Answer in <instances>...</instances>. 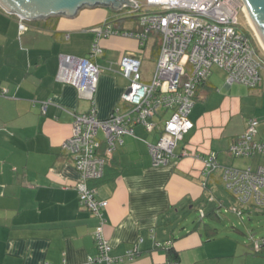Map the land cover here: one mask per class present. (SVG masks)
Wrapping results in <instances>:
<instances>
[{
    "label": "crops",
    "instance_id": "1",
    "mask_svg": "<svg viewBox=\"0 0 264 264\" xmlns=\"http://www.w3.org/2000/svg\"><path fill=\"white\" fill-rule=\"evenodd\" d=\"M110 11L82 7L73 17L21 21L0 8V92L5 89V96L0 95V264H76L96 252L92 231L97 219L79 206L73 187L79 174L60 145L71 134L72 113L93 106L96 118L106 119L116 105L125 106L119 98L128 81L118 72V62L125 55L141 60L148 41L140 47L128 37L100 39L102 53L95 59L100 71L91 100L80 97L68 81L65 57L88 56L93 25L110 21L116 28H137L135 21L114 19ZM263 83L264 77L257 86ZM215 88L209 79L197 87L189 113L193 127L183 134L167 164H151L148 143L156 142L159 130L135 124L132 134L122 135L107 158L103 176L89 182L95 197L107 200L103 232L110 254L138 248L134 259L111 264H164L168 261L164 248L169 247L177 252L180 264H264L248 255L241 263L224 259L230 255L215 242V228L188 224L189 212L201 208L206 191L213 199L208 201L223 206L211 192L215 183H221L218 171L205 188L201 186L202 158L215 151L221 165L232 162L228 145L245 129L247 119L229 130L233 116L242 112L241 99L226 94L215 105L211 95ZM162 114V119L154 118L160 125L167 113ZM259 125L256 138L264 141V122ZM98 137L97 153L102 155L101 131ZM212 203L209 208L214 210ZM156 242L168 245L155 248ZM228 248L234 252L237 247ZM248 249L243 245L242 250Z\"/></svg>",
    "mask_w": 264,
    "mask_h": 264
},
{
    "label": "built area",
    "instance_id": "2",
    "mask_svg": "<svg viewBox=\"0 0 264 264\" xmlns=\"http://www.w3.org/2000/svg\"><path fill=\"white\" fill-rule=\"evenodd\" d=\"M130 2L134 5L128 7L129 11L137 13L136 29L116 28L110 21H103L90 28L94 37L87 57H65L68 81L77 88L80 97L91 100L100 71L95 59L102 53L101 38L113 35L133 38L141 47L151 38V33L158 34L159 49L151 78L146 80L142 77L140 59L122 56L118 72L128 84L119 101L125 106L116 105L106 119L96 118L93 106L87 112L72 113L71 134L60 145L79 174L73 186L77 191L78 204L97 219L92 231L96 252L76 264H111L132 260L139 254L136 245L126 249L122 255L110 254L111 246L103 232L106 219L102 209L107 200L97 199L94 187L89 184L103 176L106 160L116 144L121 143L122 135L132 134L135 124L143 125L148 131L159 130L156 142L148 143V151L152 166L165 165L174 156L173 150L183 134L193 127L189 113L195 102L196 89L208 80L212 65L225 70V83L229 86L236 83L255 87L261 81L260 62L255 51L248 37L236 28L238 15L245 14L241 0ZM153 7L156 10H150ZM19 27L24 28L22 22ZM0 95L5 96V89ZM162 113L168 115L160 125L154 118L162 119ZM257 125L255 117L246 119L245 129L228 145L230 157L264 156V141L256 138ZM98 131L103 133L105 142L102 155L97 153L100 146ZM216 155L215 151H209L202 158L201 186L205 188L214 172L218 171V179L234 198L238 214L248 207H264V165H221ZM198 212L203 217V210L198 209ZM167 245L168 242L154 244L155 248ZM263 246L264 237H261L255 243V252ZM43 264L53 263L45 261ZM164 264L180 263L167 261Z\"/></svg>",
    "mask_w": 264,
    "mask_h": 264
},
{
    "label": "rangeland",
    "instance_id": "3",
    "mask_svg": "<svg viewBox=\"0 0 264 264\" xmlns=\"http://www.w3.org/2000/svg\"><path fill=\"white\" fill-rule=\"evenodd\" d=\"M111 10V9H110ZM150 10H156L155 7ZM110 14L113 15V18L124 20V22L132 21L136 24L137 13H131L128 7H122L117 11H110ZM134 16V17H133ZM236 28L241 30L249 40L251 47L255 51V56L260 62V77H264V50L261 47L254 31L249 25V22L244 13L238 15ZM147 46L144 53L141 55V66L140 72L144 79H150L154 69V63L156 56L152 52V39L147 40ZM211 73L209 75V81L215 85V89L211 92V95L214 96V104L218 105L219 101L223 96L235 95L238 94L241 99V109L242 112L239 115L233 116L231 119L229 130L236 129L240 124L249 117H255L258 122H264V83L263 86L247 87L242 84H232L228 88L224 86L226 79V72L217 65H212ZM239 101V100H238ZM168 115V114H167ZM165 115V117H167ZM260 131V125L257 126ZM261 157L259 161H252L251 158L243 159L241 157L232 158V162L226 163L228 165L244 167L247 165L256 166L257 164L264 165V156ZM231 158V157H230ZM212 194L217 197L219 200L223 201V206L219 207L217 201L213 203L208 201L209 192L206 191L203 204H201L203 212H205V217H199L197 210H191L189 212V225L200 224L203 225L207 223L210 227L216 229V239L215 242L222 244L223 248L221 251L230 255L224 259H233L238 263L243 262L244 258L252 256L257 262H264V246L263 248L255 252V243L261 237H264V207H248L247 210L238 214L235 211L236 203L234 198L230 193H228L223 187L222 183H215L211 189ZM210 199V198H209ZM213 200V199H210ZM215 205V209L212 210L209 207L210 204ZM211 211H214L215 214L212 215ZM228 245L237 247L234 252L229 250ZM243 245H246L248 249L242 250ZM246 251V252H243ZM248 252V254H246ZM262 252V253H261ZM256 253H261L256 254ZM252 258L248 257V263L252 262Z\"/></svg>",
    "mask_w": 264,
    "mask_h": 264
},
{
    "label": "water",
    "instance_id": "4",
    "mask_svg": "<svg viewBox=\"0 0 264 264\" xmlns=\"http://www.w3.org/2000/svg\"><path fill=\"white\" fill-rule=\"evenodd\" d=\"M245 16L264 50V0H241ZM134 5L130 0H0V8L24 21L52 16L73 17L82 7L103 6L113 11Z\"/></svg>",
    "mask_w": 264,
    "mask_h": 264
},
{
    "label": "trees",
    "instance_id": "5",
    "mask_svg": "<svg viewBox=\"0 0 264 264\" xmlns=\"http://www.w3.org/2000/svg\"><path fill=\"white\" fill-rule=\"evenodd\" d=\"M151 38H153L152 52L155 54V56H157L158 49H159L158 34L151 33ZM205 82H207V80L201 83L200 85L204 84ZM166 257L168 261H177L178 254L172 247H169L166 249Z\"/></svg>",
    "mask_w": 264,
    "mask_h": 264
}]
</instances>
